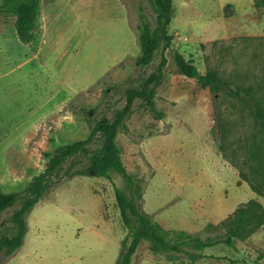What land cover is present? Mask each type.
Here are the masks:
<instances>
[{
    "label": "rangeland",
    "instance_id": "374dc122",
    "mask_svg": "<svg viewBox=\"0 0 264 264\" xmlns=\"http://www.w3.org/2000/svg\"><path fill=\"white\" fill-rule=\"evenodd\" d=\"M173 5V48L201 74L217 73L224 86L215 93L180 74L166 51L155 107L138 99L117 142L143 193V210L170 238L182 232L218 240L242 204L255 199L264 206L250 179L240 177L243 169L254 180L250 148L264 141L246 95L253 87L264 92V7L254 0ZM141 12L154 22L149 0H42L30 44L19 40L14 17L0 15L1 191L26 189L48 166L46 154L86 139L97 121L114 120L127 89L157 71L162 48L149 66L134 64ZM230 87L242 97L230 96ZM85 162L82 156L63 166L29 214L24 244L1 255L0 264H116L127 230L115 186L125 189V183L116 173L111 180L74 176ZM19 207L0 212V236L13 233L11 216ZM235 242V248L217 244L195 252V264H264V225ZM132 264L190 262H166L144 244Z\"/></svg>",
    "mask_w": 264,
    "mask_h": 264
},
{
    "label": "trees",
    "instance_id": "16d2710c",
    "mask_svg": "<svg viewBox=\"0 0 264 264\" xmlns=\"http://www.w3.org/2000/svg\"><path fill=\"white\" fill-rule=\"evenodd\" d=\"M41 1L3 0L0 3V15L15 18L18 38L24 44L35 41V29L40 14ZM254 1L257 7H264V0ZM149 3L154 13V22H151L141 12L138 25L140 55L134 60V64L137 68L149 66L153 62L156 52L162 48L164 53L157 71L151 74L139 88L127 89V102L116 113L114 120L107 118L99 120L93 125L91 134L86 139L62 146L53 155L46 154L49 158L48 166L33 178L26 189L11 193L0 190V212L20 205L11 216L13 233L0 236V256H12L22 247L29 230V214L50 191L63 166L69 160L82 156L87 162L73 171L74 176H93L111 180V174L116 173L125 183V189L115 186L121 220L127 230L116 264H132L134 256L144 244H147L152 253L160 256L166 262L177 263L188 259L190 264H195L199 258L195 252H202L217 244L235 248L237 239L251 236L264 225V206L255 199L242 204L224 222L226 235L218 240L204 239L198 234L188 235L182 232L178 233L175 238H170L168 233L154 222L152 216L143 210V193L134 176L122 161V152L117 137L119 133L126 130V119L132 113L134 103L138 99H144L150 107H155L156 90L163 80L164 69L168 63L165 52L169 50L173 52V61L180 74L199 80L201 84L211 87L215 93L222 90L224 86V82L217 73L201 74L192 61L187 60L181 52L173 48L174 37L169 32L174 14L173 0H149ZM228 93L234 98L242 97L240 89L230 87ZM246 95L253 102L255 114L260 120V127L264 128L263 90L253 87L246 91ZM96 143H98V147L94 149L93 146ZM221 149L224 148L221 147ZM249 155L251 159L256 160L257 166L252 171L253 175L256 173V176L253 180L247 176L248 174L243 169H240V177L246 180L250 179L248 181L252 191L264 196V177L261 182H257L258 172L261 169L259 166L264 164V141L262 140L251 147ZM262 169L261 172H264Z\"/></svg>",
    "mask_w": 264,
    "mask_h": 264
}]
</instances>
